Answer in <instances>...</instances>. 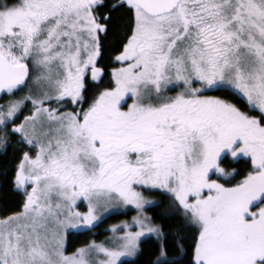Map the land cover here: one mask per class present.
Wrapping results in <instances>:
<instances>
[{"label": "snow or ice", "instance_id": "6c2138e0", "mask_svg": "<svg viewBox=\"0 0 264 264\" xmlns=\"http://www.w3.org/2000/svg\"><path fill=\"white\" fill-rule=\"evenodd\" d=\"M0 157V264H264V0H0Z\"/></svg>", "mask_w": 264, "mask_h": 264}, {"label": "trees", "instance_id": "16d2710c", "mask_svg": "<svg viewBox=\"0 0 264 264\" xmlns=\"http://www.w3.org/2000/svg\"><path fill=\"white\" fill-rule=\"evenodd\" d=\"M11 156H12V150L9 149L8 158L10 159ZM3 159H4L3 157H0V164H2ZM19 200H20V196L13 193L11 191V186L6 185L4 182V178L0 177V209L15 208ZM0 214H2V212H0ZM129 215H131V212H127L126 215L122 214V215H115V216L109 217L107 220L104 221L103 224L99 226V228L93 230L96 233V235H93L92 233L74 234L72 237L73 243L76 246H79V244L89 239H96L97 241H102L105 239L107 235L110 234L106 232L105 229L109 228L110 225H113L115 223L122 221ZM149 248H150L149 245L145 246L144 256L140 258L139 264H148V260L151 255L150 251L148 250Z\"/></svg>", "mask_w": 264, "mask_h": 264}, {"label": "rangeland", "instance_id": "374dc122", "mask_svg": "<svg viewBox=\"0 0 264 264\" xmlns=\"http://www.w3.org/2000/svg\"><path fill=\"white\" fill-rule=\"evenodd\" d=\"M131 212V215H129L128 217H126L125 219H123V220H127V219H130L131 218V216H133V215H135V211H130ZM119 223V222H118ZM115 224H117V223H115ZM111 226V225H110ZM109 226V227H110ZM110 235V234H109Z\"/></svg>", "mask_w": 264, "mask_h": 264}]
</instances>
